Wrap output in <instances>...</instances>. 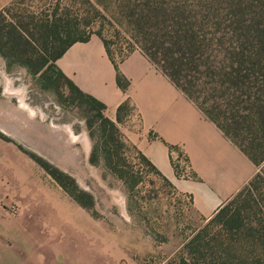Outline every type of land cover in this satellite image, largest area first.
Masks as SVG:
<instances>
[{
	"label": "rangeland",
	"instance_id": "374dc122",
	"mask_svg": "<svg viewBox=\"0 0 264 264\" xmlns=\"http://www.w3.org/2000/svg\"><path fill=\"white\" fill-rule=\"evenodd\" d=\"M46 3L0 0V10L10 5L6 19L32 15L35 27ZM83 18L96 22L112 50L130 45L101 9L85 7ZM30 32L19 61L0 53V264H163L216 212L201 217L118 123L116 133L54 69L39 67L45 33ZM136 116L129 104L121 122ZM106 151L127 179L109 166ZM172 164L177 176L185 173L181 157ZM253 165L260 178L243 197L260 208L264 161Z\"/></svg>",
	"mask_w": 264,
	"mask_h": 264
},
{
	"label": "trees",
	"instance_id": "16d2710c",
	"mask_svg": "<svg viewBox=\"0 0 264 264\" xmlns=\"http://www.w3.org/2000/svg\"><path fill=\"white\" fill-rule=\"evenodd\" d=\"M85 7L109 14L130 37V45L112 50L113 42L95 28L96 22L82 19ZM8 11L10 5L0 10V53L18 60L23 47L31 45L30 30L44 32L39 67L54 69L96 106L116 133L129 102L118 107L117 122L111 121L104 104L80 91L55 64L70 45L93 34L102 40L121 89L126 90L129 81L118 65L140 49L253 164L264 161V0H47L44 18L35 27L32 15L6 19ZM105 153L109 166L124 178L119 163ZM138 154L169 182L139 150ZM258 178L254 175L163 264H264V204L255 208L243 197Z\"/></svg>",
	"mask_w": 264,
	"mask_h": 264
},
{
	"label": "crops",
	"instance_id": "0c3cea01",
	"mask_svg": "<svg viewBox=\"0 0 264 264\" xmlns=\"http://www.w3.org/2000/svg\"><path fill=\"white\" fill-rule=\"evenodd\" d=\"M55 64L80 91L104 104L111 121L117 122V109L125 101L134 107L136 121L118 123L123 135L178 192L189 194L201 217H210L254 176L253 163L140 49L118 65L129 81L126 90L118 86L116 69L97 35L70 45ZM178 157L185 164L182 176L172 164Z\"/></svg>",
	"mask_w": 264,
	"mask_h": 264
}]
</instances>
